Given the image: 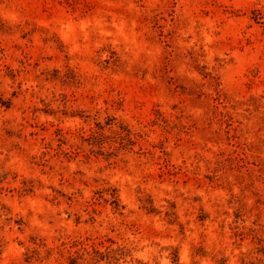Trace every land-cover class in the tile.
<instances>
[{
	"label": "rangeland",
	"instance_id": "1",
	"mask_svg": "<svg viewBox=\"0 0 264 264\" xmlns=\"http://www.w3.org/2000/svg\"><path fill=\"white\" fill-rule=\"evenodd\" d=\"M0 264H264V0H0Z\"/></svg>",
	"mask_w": 264,
	"mask_h": 264
},
{
	"label": "trees",
	"instance_id": "2",
	"mask_svg": "<svg viewBox=\"0 0 264 264\" xmlns=\"http://www.w3.org/2000/svg\"><path fill=\"white\" fill-rule=\"evenodd\" d=\"M115 198V197H114Z\"/></svg>",
	"mask_w": 264,
	"mask_h": 264
}]
</instances>
